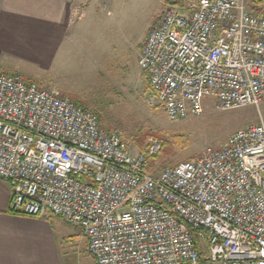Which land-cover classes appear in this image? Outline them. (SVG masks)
I'll use <instances>...</instances> for the list:
<instances>
[{
  "label": "built area",
  "instance_id": "1",
  "mask_svg": "<svg viewBox=\"0 0 264 264\" xmlns=\"http://www.w3.org/2000/svg\"><path fill=\"white\" fill-rule=\"evenodd\" d=\"M139 65L172 122L264 103V16L246 0L167 4ZM150 106L155 105L151 101ZM133 148L57 88L0 66V178L11 212L78 227L96 264H264V118L194 160L149 170ZM204 245V246H203Z\"/></svg>",
  "mask_w": 264,
  "mask_h": 264
},
{
  "label": "rangeland",
  "instance_id": "2",
  "mask_svg": "<svg viewBox=\"0 0 264 264\" xmlns=\"http://www.w3.org/2000/svg\"><path fill=\"white\" fill-rule=\"evenodd\" d=\"M246 1L264 16V0ZM95 3L98 22L83 57L78 60L81 66L70 64L62 77L72 91L68 96L95 112L108 131H122L135 149L143 147L151 136L160 139L163 151L158 160H150L155 162L154 167L162 169L197 159L222 147L235 131L256 124L260 116L264 118V103L260 109L246 106L221 110L214 100L208 99L201 116L170 121L157 104L148 76L139 65L143 42L164 12V0H95ZM151 101L155 103L153 107ZM61 227L67 233L72 232L71 226ZM67 249L74 259L75 247L68 245Z\"/></svg>",
  "mask_w": 264,
  "mask_h": 264
},
{
  "label": "crops",
  "instance_id": "3",
  "mask_svg": "<svg viewBox=\"0 0 264 264\" xmlns=\"http://www.w3.org/2000/svg\"><path fill=\"white\" fill-rule=\"evenodd\" d=\"M97 4L95 0H0V66L70 96L62 77L70 64L81 66L78 60L98 22ZM11 200V187L0 178V264H96L80 228L54 216L15 214ZM56 219L60 220L55 224ZM62 225L71 226L72 232ZM68 245L75 247L74 259Z\"/></svg>",
  "mask_w": 264,
  "mask_h": 264
},
{
  "label": "trees",
  "instance_id": "4",
  "mask_svg": "<svg viewBox=\"0 0 264 264\" xmlns=\"http://www.w3.org/2000/svg\"><path fill=\"white\" fill-rule=\"evenodd\" d=\"M164 3H165V5H167V4H181L182 3V0H164ZM79 106H80V104L78 103V102H76ZM82 107V106H81ZM84 108V107H83ZM85 109V108H84ZM142 148V147H141ZM162 151H163V149L161 150V152L160 153H158L155 157H154V159H159L160 157H161V154H162ZM191 160H194V159H191ZM153 161H150V163H149V168L150 169H153L154 168V166L156 165L155 164V162L154 163H152ZM16 214H18V213H16ZM48 218V217H47ZM196 244H197V247H198V251H199V257H200V260H201V264H207L206 262H205V259H204V254L202 253V251H201V249H200V246H199V243L196 241Z\"/></svg>",
  "mask_w": 264,
  "mask_h": 264
}]
</instances>
